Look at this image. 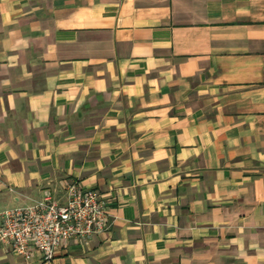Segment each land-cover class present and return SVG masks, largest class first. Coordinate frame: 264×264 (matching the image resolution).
<instances>
[{"label": "crops", "instance_id": "1", "mask_svg": "<svg viewBox=\"0 0 264 264\" xmlns=\"http://www.w3.org/2000/svg\"><path fill=\"white\" fill-rule=\"evenodd\" d=\"M66 181L110 229L0 264H264V0H0V212Z\"/></svg>", "mask_w": 264, "mask_h": 264}, {"label": "built area", "instance_id": "2", "mask_svg": "<svg viewBox=\"0 0 264 264\" xmlns=\"http://www.w3.org/2000/svg\"><path fill=\"white\" fill-rule=\"evenodd\" d=\"M63 189V202L46 188L34 202L1 211L0 243L27 258L39 250L48 261L68 240L86 241L110 229L106 195L75 181H66Z\"/></svg>", "mask_w": 264, "mask_h": 264}]
</instances>
